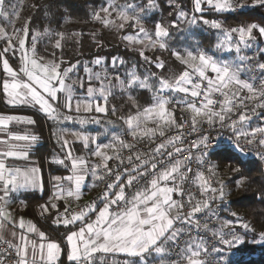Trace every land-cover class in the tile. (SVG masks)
I'll return each instance as SVG.
<instances>
[{
	"label": "snow or ice",
	"instance_id": "1",
	"mask_svg": "<svg viewBox=\"0 0 264 264\" xmlns=\"http://www.w3.org/2000/svg\"><path fill=\"white\" fill-rule=\"evenodd\" d=\"M172 3L175 18L155 21L151 30L146 23L160 9L158 0H105L92 12L93 21L116 34L127 51L149 66L141 72L140 65L121 56L66 61L64 32L33 31L31 16L17 26L24 0H0V64L7 77L0 82V91L7 104L36 108L57 126L52 135L64 155L51 162L69 174L52 177L51 195L39 205V214L45 220L51 216L57 229L67 230L63 235L69 264H108L109 259L111 264H217L214 254L244 242L234 221L220 216L217 201L227 203L228 185L218 177L217 164L211 163L241 162L240 156L227 153L213 131L227 129L234 152L247 155L254 147L264 160V20L229 28L195 13H203L206 5L217 13L244 16L250 10H264V0H194L191 16L175 0ZM29 7L40 5L33 2ZM199 20L218 33L211 49L199 43L183 50L170 46L172 29L191 27ZM129 28L132 32L126 33ZM89 35L97 48L104 47L97 32ZM53 36V46L61 54L52 52L56 58L46 59L37 46L41 38ZM148 52H169L183 68L166 75V62ZM224 53L231 58H224ZM9 54L18 56V70L10 65ZM117 91L126 98L129 111L119 117L122 131L109 143L61 127L101 123L99 116L81 112L116 116L118 109L109 106V100ZM144 93L150 94L149 101H142ZM177 109L188 112V118L178 119ZM254 118L262 123L253 126ZM12 122L36 124L29 116L0 115V264H60L65 251L61 243L33 221L13 214L17 202L27 206L16 194L43 193L44 184L38 166L9 163L30 162V149L39 140L31 132L11 130ZM69 136L83 144L87 156L75 154ZM142 142L146 150L137 147ZM245 144L250 146L247 150ZM124 150L131 155H122ZM205 171L217 177L215 185L207 183ZM246 181L241 175L235 187H244ZM86 182L91 187L103 182L104 191L99 202L74 209L71 201L81 200ZM258 199L264 202V186ZM237 221L245 233L254 231L239 217ZM256 242L264 244V229ZM117 255L125 259L116 260Z\"/></svg>",
	"mask_w": 264,
	"mask_h": 264
},
{
	"label": "trees",
	"instance_id": "2",
	"mask_svg": "<svg viewBox=\"0 0 264 264\" xmlns=\"http://www.w3.org/2000/svg\"><path fill=\"white\" fill-rule=\"evenodd\" d=\"M33 2L40 5L39 9H32L29 7ZM139 2V0H137ZM179 3L183 10L189 13L191 16L194 12V0H175ZM105 3V0H28L24 3V10L21 13L18 25H23L27 17H32L33 31L44 28H49L53 33L62 31L65 33V39L63 44V58L66 61L75 63L77 60L82 62L93 59L96 56H103L107 60H110L113 56H121L128 59L132 63L140 65V71L144 72L148 65L138 57L134 52L127 51L120 43L118 36L113 32L103 29L98 22L92 20V12L94 9H98L101 4ZM160 9L157 12L152 13L148 18L146 27L151 30L155 21L163 20L165 22L172 21L175 18V10L172 0H158ZM203 13H195L198 17L208 20H219L226 27L238 26L240 23H260L264 20V10L254 9L250 10L248 14L241 16L239 12L233 13H217L213 10L207 9ZM172 12V15H169ZM92 32H97L98 39L103 40L104 47L97 48L92 42ZM132 30L126 29V33H131ZM72 33H84L83 36H72ZM218 38L216 30L210 29L207 25L199 20L196 25L191 27L187 25H181L180 29H172V36L170 38V46L176 50H183L190 45L199 43L205 48L211 49ZM56 37H52L51 40L48 37H43L37 46L38 54L49 59H54L51 53L56 52L57 57L60 56L61 50L54 48V40ZM76 40H80L81 43L77 44ZM3 46V42L0 41V47ZM82 53V55H81ZM150 56L159 55L166 63L165 67L168 70L165 74L171 75L173 72H177L183 68L169 52H148ZM224 58L229 59L227 56ZM65 67L67 64L64 65ZM150 70H155L154 68ZM160 71V70H155ZM81 76L83 72L81 70ZM5 78L4 72L0 64V82ZM150 94L144 93L142 101H149ZM115 104L120 108L122 107V113L127 114L129 111V105L126 98L120 94L119 99H115ZM134 111V110H133ZM0 112L13 113V114H26L34 117L37 123V132L43 138V144L37 148L36 156L40 161L42 169V176L44 184L47 188L48 177L55 175L67 174L64 169H59L57 166L50 164L49 172H46L45 159H51L53 152L56 148V144L51 138V131H47L45 125L42 126V119L30 111H24L19 109H11L5 104V96L0 91ZM118 113L116 116H112L109 112V117L112 120L119 122ZM177 116V114H176ZM178 118V117H177ZM262 120L257 118L254 120L253 126L260 125ZM79 144L75 145L76 150L79 149ZM227 153L236 155V152L226 149ZM238 155V154H237ZM240 161L233 160L231 162L227 160L216 161L217 174L225 184L228 185L229 195L227 196V203H219L223 207V218L234 221L235 228L241 230V235L244 237V242L239 244L236 248L227 249L219 256L227 257L228 260L225 264H264V244L256 242L259 240V232L264 229V202L258 199V194L264 186V167L256 161L245 160L240 156ZM113 163V162H112ZM240 167V172H234L233 169ZM241 175L247 177V181L244 187L237 189L235 187V181ZM99 189V188H98ZM46 192V191H45ZM46 193L32 192L26 194L28 208L27 214L32 217L35 222L45 231L48 236L53 240H58L62 247L65 248L62 254L60 264H69L67 262V248L64 243V232L66 229H57L49 220L42 221L34 211V205L44 199ZM231 212L237 213V217L243 222H247L254 229L245 233V230L239 227L237 217L231 216Z\"/></svg>",
	"mask_w": 264,
	"mask_h": 264
},
{
	"label": "crops",
	"instance_id": "3",
	"mask_svg": "<svg viewBox=\"0 0 264 264\" xmlns=\"http://www.w3.org/2000/svg\"><path fill=\"white\" fill-rule=\"evenodd\" d=\"M226 55H230V56H231V54H229V53H227ZM226 55H223V56H226ZM10 62H11V64H12L11 66L14 67L15 64L13 63V61L10 60ZM1 67H2V64H1ZM2 70H3V69H2ZM4 75H5V74H4ZM5 78H7L6 75H5ZM5 104H6L9 108H11V109L13 108V109H19V110H24V111H30V112H33L34 114L38 115V116L42 119V121H43L42 126L45 125V127H46V129H47L48 132L51 131V138H52V140L54 141V143L56 144V148H55V150H54V152H53V155H52L51 159H49V160H48V159H45V168H46V172H47V173L49 172V168H50L49 165H50V164H53L54 166H57L59 169H64L65 171H67L63 166H60V165H57V164H54V163L51 162V161L53 160V158L62 157V156L64 155V153L60 151V148H59V146L57 145L56 140H55V138H54L53 135H52V132L57 128V126H56L52 121L48 120V119H47V118H46L41 112H39L36 108L27 107V106H17V107H13V106L7 104V102H6V98H5ZM61 110H63L62 107H61ZM70 114H71V113H70ZM0 115H20V116H29V117H32V118L34 119V117L31 116V115L18 114V113H17V114H13V113H3V112H0ZM80 115H82V114L80 113ZM107 120H108V119H107ZM79 126H80L79 124H74V123H67V124L61 125V127H66V128L73 129V130H77V131H83V132H85L86 134H88L90 137H93V135H94V136L97 138L98 142H103V141H105V140H103L102 138H100L99 134H98L97 131H96V127H97L98 125H95V126H94L93 123H89V124H87V125H85V126H83V127H80V128L78 129ZM107 127H109V128H113L111 125H108ZM37 128H38L37 123H36L35 125L17 124L16 122H12V123L10 124V129L13 130V131H15V132H17L18 134H25V132H31V133H33V134L38 135L39 140H38V141L36 142V144L30 149V162H25V161H9V163H15V164H17V165H19V166H23L25 163H30L31 165L38 166V167L40 168V170H41V173H40V174H41V177H42V180H43V184H44V179H43V176H42V169H41V166H40V161H39L38 157L36 156L37 148L43 144V138H42V136L37 132ZM94 129H95V130H94ZM90 133H91L92 135H90ZM68 139H69L70 141H74V143H73V148H74V150H75V154H76V155H79L78 153L80 152V147H83V144H82L81 142H79V141H75V138H74V137L69 136ZM105 143H106V141H105ZM76 144H79V145H80L78 150H76V148H75V145H76ZM90 146H91V148H94V147H95L94 145H90ZM83 149H85V148L83 147ZM83 149H82V150H83ZM85 151H86V153H88V150H87V149H85ZM80 153H82V152H80ZM111 164H112V161H110V165H111ZM67 174H69V173L67 172ZM67 174H64V175H67ZM55 176H56V175H55ZM61 176H63V175H61ZM52 177H53V176H50V175H49V177H48L47 188H46V186H45V184H44V191H43V193H46V196L44 197L43 200L38 201V202L34 205V211L36 212L37 216H38L42 221H46V220H44V218H42V217L40 216V214H39V213H40L39 205L46 203V202L48 201V199H49V196L51 195V190H52ZM89 181H91V178H89ZM97 183H98L99 186H97V187H91V183H90V182H86L85 187H84V191H83L82 198H81V200H79V201H82V200L88 198L89 196L93 195V194L98 190V188H99L100 185H101V182H97ZM45 191H46V192H45ZM36 192H39V191H36ZM28 193H32V192L16 194V195L19 196L20 198H24V199H26L27 206H26V207H21V205L17 202V203L13 206V214L16 215V216H22V217L25 218V220H31V221H33L34 223H36L35 220L27 214L28 202H27L26 194H28ZM40 194H41V192H40ZM79 201H74V200H73V201H71V204H74V203L79 202ZM60 203H61V209H62L63 202H60ZM51 219H52V217L49 216L47 220H49L50 223H51ZM36 224H37V223H36ZM37 226H38V224H37ZM38 227H39L41 230H43L40 226H38ZM46 234H47V233H46ZM47 235H48V234H47ZM61 257H62V255H61ZM115 259H116V260H119V261H123V260L125 259V257H123L122 255H117V256L115 257ZM67 262H68V261H67ZM108 264H111V259H109Z\"/></svg>",
	"mask_w": 264,
	"mask_h": 264
},
{
	"label": "built area",
	"instance_id": "4",
	"mask_svg": "<svg viewBox=\"0 0 264 264\" xmlns=\"http://www.w3.org/2000/svg\"><path fill=\"white\" fill-rule=\"evenodd\" d=\"M176 114H177L178 119L182 115L185 118H188V116H189V113L188 112H183L182 113L179 109L176 110ZM255 119H257V118H254V120ZM122 125H123V121H121V130H120L119 133H121V131H122ZM231 135H232L231 132L228 131L227 129H223V130H219L218 129L217 131H213V137H217L218 136V139L221 142L222 148L223 149H230V150L233 151L232 141L230 139ZM192 138H194V137H189V139H192ZM126 139L129 140V141H131V137H126ZM215 142L216 141L214 140L213 143L215 144ZM137 147L139 149L146 150V145H145L144 142L138 144ZM244 147L247 150L250 146H248V145L245 144ZM237 154L239 156H241L245 160L256 161L260 165H262V167H264V160L259 159V157L256 154V149L254 147L252 148V151H250V152L247 153V155H243V154H240V153H237ZM122 155H124L126 157L128 155H131V153L128 150H124L123 153H122ZM211 163H213V161H211ZM193 167L195 168V165H193ZM205 175L207 177V183L208 184H212V185H215L216 184L217 177L211 176V174L208 173L207 171H205ZM103 191H104V183L101 182V185H100L99 189L93 195L89 196L88 198H86V199H84L82 201H79V202H76V203L72 204V207L74 209H77L78 210L79 207H82L84 205H88V204H90L94 200L97 201V202H99V197L102 195ZM126 191H129V190H126ZM193 191H196L197 196H199V192L197 190L193 189ZM217 204H219L220 216L223 219V207L221 206V204L218 201H217ZM215 206L216 205H213V207H215ZM235 230L237 231L238 234L241 235V230L239 228H235ZM209 237H210V234H209ZM220 247L223 248L224 246H220ZM214 256H215V259L217 261V264H225L226 261L228 260V258L226 256L223 257V256H219L218 254H214Z\"/></svg>",
	"mask_w": 264,
	"mask_h": 264
},
{
	"label": "rangeland",
	"instance_id": "5",
	"mask_svg": "<svg viewBox=\"0 0 264 264\" xmlns=\"http://www.w3.org/2000/svg\"><path fill=\"white\" fill-rule=\"evenodd\" d=\"M26 1H28V0H24V3L26 2ZM17 24H20L21 22L18 20L17 22H16ZM18 26H22V25H18ZM227 53H224L223 55H226ZM40 55V54H39ZM40 56H42V55H40ZM229 59L231 58V56L230 55H226ZM46 59H49V58H47V57H45ZM8 59H9V63H10V65H12L11 64V62H10V60H12L13 61V63L15 64L14 65V69H19V67H20V61H19V58H18V56L17 57H13V56H11L10 54H9V56H8ZM5 74V73H4ZM6 75V74H5ZM120 98V93L117 91V93H116V95L114 96V97H112V98H110V100H109V106H111L112 104H115V99L117 100V99H119ZM63 102L61 101V104H62ZM116 105V104H115ZM116 107H117V109H118V120H119V122H117V121H114V120H112V118H110L109 117V115L108 116H103V114H95V113H92V114H85V113H83V112H81V116H85V115H97V116H99V118L101 119V123H99V124H96V123H93V125L95 126V125H98L97 127H96V131H97V133L99 134V136H100V138H102L103 140H105L106 141V143H109L110 142V140H111V136L112 135H114V134H118L119 132H120V130H121V121L122 120H120L119 119V117L121 116V115H126V113H125V111H124V113H122V107L123 106H120V108L116 105ZM71 115H76V113L75 112H73V113H71ZM108 119V120H107ZM107 121H112V123H107ZM108 125H111L113 128H109V127H107ZM81 126H79L78 127V129L80 128ZM106 129H107V131H106ZM95 130V129H94ZM90 135H92L91 133H90ZM93 137H95L94 135H93ZM105 141H103L102 143H105ZM91 147V146H90ZM83 147H80V152H82V153H78L79 155H82V156H87L88 155V153H86V151H85V149H83ZM236 155H237V153H236ZM223 219H225V218H223Z\"/></svg>",
	"mask_w": 264,
	"mask_h": 264
}]
</instances>
